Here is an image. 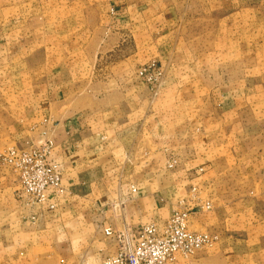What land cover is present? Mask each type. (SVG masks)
<instances>
[{"label":"crops","instance_id":"0c3cea01","mask_svg":"<svg viewBox=\"0 0 264 264\" xmlns=\"http://www.w3.org/2000/svg\"><path fill=\"white\" fill-rule=\"evenodd\" d=\"M252 22L264 0H0V149L50 142L61 188L36 202L0 164V264L23 246L43 250L35 264H103L105 229L180 210L217 241L172 264H264V151L242 152L252 86L213 80L242 70L228 34Z\"/></svg>","mask_w":264,"mask_h":264},{"label":"built area","instance_id":"2783aa9c","mask_svg":"<svg viewBox=\"0 0 264 264\" xmlns=\"http://www.w3.org/2000/svg\"><path fill=\"white\" fill-rule=\"evenodd\" d=\"M145 72L143 69L140 75ZM159 79L160 74L147 80L154 83ZM51 147L52 144L47 142L37 148L12 151L4 159L17 174L21 191L36 202H43L46 193L61 192L58 166L48 161ZM208 206L205 205L206 208ZM190 213L173 212L162 223L148 224L138 231L105 229L104 235L114 241L115 253L103 264H172L178 255L189 257L199 250L211 248L217 238L189 231L187 221Z\"/></svg>","mask_w":264,"mask_h":264},{"label":"rangeland","instance_id":"374dc122","mask_svg":"<svg viewBox=\"0 0 264 264\" xmlns=\"http://www.w3.org/2000/svg\"><path fill=\"white\" fill-rule=\"evenodd\" d=\"M228 36H230L232 42L234 43L232 48L233 50H229L228 61L229 63L234 64L242 63V67L240 68L242 70H233L228 71L227 73L217 72L213 77V80L219 81L221 78H226L227 75L229 80L242 77V81L246 80L247 84L252 86V96H248L246 98L247 101H242V152H247L244 150V147L245 144L248 143L249 151L251 155H254L257 152L260 153L261 150L264 151V24L254 22L251 24L248 23L242 28V34L237 36L228 34ZM221 58L222 56L220 55L215 56V60L212 62L215 68L220 67ZM206 74L210 73L208 72ZM254 85L257 86L256 90L253 87ZM4 95L8 96V98H12L14 95V89L12 87L11 89L6 88L5 93L0 92V97ZM2 112L3 106L0 104V119H2ZM255 126L259 129L256 130L254 128ZM212 128L216 131L219 129V126ZM196 129L204 130L206 128L204 126L203 128L199 127ZM28 144L29 142L24 143V148L9 144L6 149H0L1 166L6 165L9 167V165L4 161L7 154L12 151L18 152L19 150L27 149ZM255 145L258 147L257 149H255ZM204 204L206 205L208 202H205ZM9 252H11V250L3 253L0 249V256H2V253L4 256H7ZM20 252V255L17 256L18 262L16 264H35V261L31 258L33 256L40 255L43 250L41 248H36L33 249V252L31 253L28 247L23 246Z\"/></svg>","mask_w":264,"mask_h":264}]
</instances>
